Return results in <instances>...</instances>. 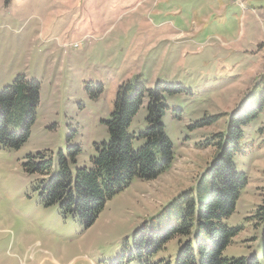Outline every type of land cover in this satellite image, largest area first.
I'll return each instance as SVG.
<instances>
[{
	"label": "rangeland",
	"instance_id": "rangeland-1",
	"mask_svg": "<svg viewBox=\"0 0 264 264\" xmlns=\"http://www.w3.org/2000/svg\"><path fill=\"white\" fill-rule=\"evenodd\" d=\"M19 75L41 84L37 119L19 150L0 148V264H141L130 259L134 233L167 203L195 189L216 149L209 139L264 94V0H0V91ZM141 77L181 84L163 118L176 159L155 181L136 179L108 201L89 228L40 203L37 178L24 172L28 155L57 153L73 136L78 167L91 166L95 144L110 140L119 87ZM103 93L92 99L88 92ZM181 111V112H180ZM145 100L130 128H147ZM219 116L209 126L194 127ZM20 131L19 127H12ZM264 112L244 128L235 158L249 185L236 213L240 227L225 256L262 253V229L251 217L264 195ZM143 141L135 140L140 148ZM178 241L154 260L177 263Z\"/></svg>",
	"mask_w": 264,
	"mask_h": 264
},
{
	"label": "trees",
	"instance_id": "trees-1",
	"mask_svg": "<svg viewBox=\"0 0 264 264\" xmlns=\"http://www.w3.org/2000/svg\"><path fill=\"white\" fill-rule=\"evenodd\" d=\"M92 99L104 91L96 84L98 93L90 90ZM186 92L181 84L158 82L147 88L141 77L119 87L115 109L110 120L103 121L110 140L95 144L97 156L91 166L78 167L81 146L67 138L66 146L57 153L28 155L24 172L37 178L40 203L58 205L60 213L71 216L83 227H91L106 208L108 201L126 190L134 180L155 181L173 166L176 152L166 133L163 118L169 110L167 97ZM41 84L19 75L0 91V148L19 150L28 142L37 119ZM148 100L147 128L137 137L130 133L131 125L145 100ZM181 112V111H180ZM264 112V94L259 105L233 115L226 132L209 139L216 156L196 183L195 189L180 194L157 214L145 221L134 233L130 259L141 264H171L159 256L166 246L176 240L180 252L176 264H264V195L263 203L251 220L262 229V253L249 257L228 258L227 248L240 233V227H230L227 220L237 211L249 177L238 169L235 158L244 138V128ZM219 116L206 118L194 127L213 124ZM13 126L20 131L13 130ZM264 129L262 130V132ZM143 141L140 148L135 140Z\"/></svg>",
	"mask_w": 264,
	"mask_h": 264
}]
</instances>
